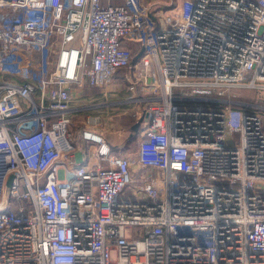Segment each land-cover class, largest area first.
I'll use <instances>...</instances> for the list:
<instances>
[{"label": "built area", "instance_id": "obj_1", "mask_svg": "<svg viewBox=\"0 0 264 264\" xmlns=\"http://www.w3.org/2000/svg\"><path fill=\"white\" fill-rule=\"evenodd\" d=\"M122 70L119 153L72 101ZM0 74V264H264V0H0Z\"/></svg>", "mask_w": 264, "mask_h": 264}, {"label": "crops", "instance_id": "obj_2", "mask_svg": "<svg viewBox=\"0 0 264 264\" xmlns=\"http://www.w3.org/2000/svg\"><path fill=\"white\" fill-rule=\"evenodd\" d=\"M146 4L151 7V9L156 8L158 5L163 6V10L166 12L173 11L177 6H179L182 2V0H145ZM113 3V4H122L123 0H101L102 4L107 3ZM128 44L133 45L132 42H128ZM127 73V70H122L117 75L116 81L110 84L105 90H101L99 88H94L89 85H86L84 90L81 92L78 89H74L75 97L72 101V104L74 107H79L80 112L84 113L87 118L89 119V123L87 124V127L102 133L105 138L113 145V148L119 152H129L131 149H128L126 147V141H127V132L129 133L130 137H133L135 134V130H133L134 124L137 122L136 118L134 116V113L136 110H141L146 107V103L143 101H135L133 100L134 94L131 93L130 96L127 98L124 96V91H128L127 84L128 82L124 80L123 75ZM109 95L111 96H119L120 98H116L115 101H104ZM250 99L249 101L252 102V97H247ZM258 99V98H257ZM257 99H254V101L257 102ZM259 101V100H258ZM260 103L264 100L261 99L259 101ZM110 104V105H109ZM116 105V106H113ZM128 105L130 106L129 110L117 112V110L122 106V108ZM243 106V105H238ZM78 112V113H80ZM78 113L75 114L76 118ZM121 116V117H120ZM123 116V119H122ZM81 118V116H80ZM82 119V120H85ZM122 120L126 123V125L123 122V125L120 124V121ZM82 126L81 120L77 124V128ZM128 128V131L126 130ZM116 133L119 134L120 137L115 138ZM126 140V141H125ZM87 146L89 145H81L82 147V158L84 161L88 160V155L86 153ZM87 148V149H86ZM96 146H91L90 151L93 152ZM81 156V154H79Z\"/></svg>", "mask_w": 264, "mask_h": 264}, {"label": "rangeland", "instance_id": "obj_3", "mask_svg": "<svg viewBox=\"0 0 264 264\" xmlns=\"http://www.w3.org/2000/svg\"><path fill=\"white\" fill-rule=\"evenodd\" d=\"M158 22L156 21V23H155V27L157 28L158 27ZM4 79H14L13 77H11V76H7V75H1L0 74V80H4ZM252 92H254L253 93V95H256L257 97H259V98H262V99H264V95H263V92H260V91H256V90H251ZM125 93H124V96L123 97H125V98H127L128 96H130L131 95V93L130 92H128V91H124ZM108 97L104 100V101H108V102H110V101H115V100H117L116 98H120L119 96H111V95H109V92H108ZM194 103H209V102H207V101H194ZM110 105V104H109ZM113 106H116V105H113ZM129 108H130V106H128V105H126L125 106V108L123 107L122 108V106L117 110V112H122L123 110L124 111H126V110H129ZM126 109V110H125ZM80 116H81V118H80ZM121 117V116H120ZM77 118H78V120H81V119H85V118H87L86 116H85V114L84 113H82V112H80V113H78V115H77ZM122 119H123V116H122ZM120 121V124L121 125H123V122L124 121H122V120H119ZM124 124L126 125V123L124 122ZM126 130L128 131V128H126ZM135 134V136H133V137H130V135H129V133L127 132V141H126V147L128 148V149H133V147H134V144L136 143V139H135V137H136V135H137V133H134ZM116 137L115 138H118V137H120L119 136V134H117L116 133V135H115ZM235 139L237 140L238 139V134H236L235 136Z\"/></svg>", "mask_w": 264, "mask_h": 264}, {"label": "water", "instance_id": "obj_4", "mask_svg": "<svg viewBox=\"0 0 264 264\" xmlns=\"http://www.w3.org/2000/svg\"><path fill=\"white\" fill-rule=\"evenodd\" d=\"M142 54V52L139 53V56ZM139 127V122H136L133 126V130L137 131Z\"/></svg>", "mask_w": 264, "mask_h": 264}, {"label": "bare ground", "instance_id": "obj_5", "mask_svg": "<svg viewBox=\"0 0 264 264\" xmlns=\"http://www.w3.org/2000/svg\"><path fill=\"white\" fill-rule=\"evenodd\" d=\"M2 207V205H0V208Z\"/></svg>", "mask_w": 264, "mask_h": 264}]
</instances>
